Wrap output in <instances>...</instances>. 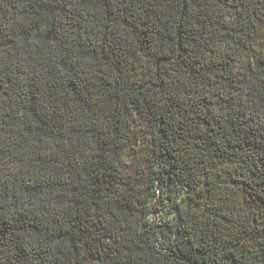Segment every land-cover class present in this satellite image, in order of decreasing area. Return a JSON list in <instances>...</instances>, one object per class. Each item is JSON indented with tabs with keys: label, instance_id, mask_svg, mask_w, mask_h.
Returning a JSON list of instances; mask_svg holds the SVG:
<instances>
[{
	"label": "trees",
	"instance_id": "trees-1",
	"mask_svg": "<svg viewBox=\"0 0 264 264\" xmlns=\"http://www.w3.org/2000/svg\"><path fill=\"white\" fill-rule=\"evenodd\" d=\"M0 264H264V0H0Z\"/></svg>",
	"mask_w": 264,
	"mask_h": 264
}]
</instances>
